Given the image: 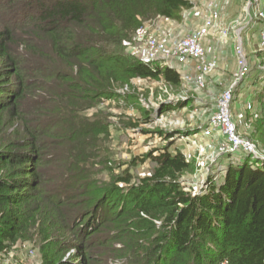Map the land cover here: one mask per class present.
Masks as SVG:
<instances>
[{"label":"trees","instance_id":"obj_1","mask_svg":"<svg viewBox=\"0 0 264 264\" xmlns=\"http://www.w3.org/2000/svg\"><path fill=\"white\" fill-rule=\"evenodd\" d=\"M8 1L9 13L23 11L0 30V255L35 239L40 264H264V159L222 153L220 178L198 192L181 181L191 161L171 145L149 154L142 177H92L90 138L109 125L83 111L104 101L138 106V78L180 85L186 69L176 60L172 69L150 65L125 47L145 22L183 19L190 0ZM255 26L253 45L264 51V21ZM247 57L243 102L233 105L234 94L231 110L248 121L246 102L261 101L264 124V69ZM17 124L25 136L4 141Z\"/></svg>","mask_w":264,"mask_h":264},{"label":"rangeland","instance_id":"obj_2","mask_svg":"<svg viewBox=\"0 0 264 264\" xmlns=\"http://www.w3.org/2000/svg\"><path fill=\"white\" fill-rule=\"evenodd\" d=\"M246 2L247 0H205L200 5L192 4L188 11L184 9V18L180 21L155 18L144 23L149 29L158 30L156 38L160 41L163 38L167 39L169 35L180 37L177 34H181L183 30L187 32L189 28L184 26V29L182 25L191 19L188 16L190 11L194 16L196 15L194 11H197V16L204 18L198 27L200 28L210 16V11L214 9L218 17L208 29L204 55L199 60L212 54L211 56L216 60V67L213 71L203 74L201 82H196L200 79L201 71L195 70L197 61H193L187 74L190 77L185 78L183 73L178 86L135 79L133 83L140 98L138 106H129L123 100L119 103L104 101L92 109L83 111L82 115L89 121L109 125V134L90 138L97 147V151L94 152L97 156L94 166L96 171H93L92 177L101 182L109 181L126 169L134 177H142L149 173L153 166L148 158L149 154L171 145L170 151L177 149L184 155L193 156L190 170L181 178V181L193 191H200L208 179L220 178L218 170L220 167L215 165V161L221 156L219 141L222 135L219 131H216L213 137L202 133L203 128L205 129L209 124L214 103L200 96L215 95L212 85L216 88V95L228 87L237 70L238 45H241L246 58H248L247 53L254 55L255 62L252 63L255 65L252 68L264 69V51L258 50L253 45L258 29L255 25H259L264 18L248 13V9L245 8ZM13 6L8 0L0 1V30L5 25H14L17 22L16 15L21 19L22 15L19 12L23 11L22 8H18L16 12H8L7 9ZM246 38L249 40L245 43ZM128 42L130 44H126L125 53L129 56H137L139 44L135 43L134 37ZM221 73L224 79L219 84L217 81ZM243 84L246 85V80L241 85ZM234 89L236 100L233 105L243 102V90L239 91L238 85ZM238 92L239 98L236 97ZM171 98L174 99V103L160 106V102L163 103L165 99L171 100ZM178 99H181V102L178 103ZM262 105L261 101L259 105L256 103V109L251 111L254 114L251 120L241 121L240 116H235V123L238 122L241 128L243 126L241 134L252 141L258 151L264 155V124L261 122L260 111ZM145 110L150 114H146ZM146 116L148 118H145ZM249 126L255 127L253 135L251 133L250 136L246 130ZM168 133H173V137L169 140L166 138ZM24 136L25 130L17 124L5 129L3 140L14 141ZM88 150L93 151V148ZM0 264H40L36 240L16 243L0 255Z\"/></svg>","mask_w":264,"mask_h":264},{"label":"built area","instance_id":"obj_3","mask_svg":"<svg viewBox=\"0 0 264 264\" xmlns=\"http://www.w3.org/2000/svg\"><path fill=\"white\" fill-rule=\"evenodd\" d=\"M245 8L248 9V13H253L256 16L264 18V0H247ZM217 17L218 13L212 9L210 11V16L205 19L204 24L200 28L194 29L192 33H184L179 35L180 37L169 35L167 39L163 38L160 41L156 38L157 29H149L146 26H142L134 35L135 43L139 44L137 55L145 63H149L150 65L159 64L161 67H168L170 69L175 65L173 59H176V61L186 69L185 78L190 77L187 74L191 68V63L197 61L195 70L198 72L201 71V76L196 82H201L203 74L213 71L216 67V60L214 57H206L201 61L199 59L204 55V41L208 29L213 26ZM223 34L225 35L224 32ZM238 46L236 59L237 70L233 75L232 81L228 84V87L216 95L213 101L214 110L210 115L209 124H207L205 129L203 128L204 131L202 130V133L209 137L215 136L216 131L221 133L222 138L219 141V152H221V154L242 150L250 154L253 158L264 159V155L258 151L255 144L238 132L235 116L231 110L235 90L234 87L236 85L240 86L249 73L247 58L243 54L241 45ZM260 46L261 49H264V29L260 32ZM140 80L145 81L143 79ZM221 82V79L217 81L219 84ZM171 100L173 99L171 98ZM255 109V101L248 100L245 104V111L251 112ZM184 156L187 161H191L193 158L192 155Z\"/></svg>","mask_w":264,"mask_h":264},{"label":"crops","instance_id":"obj_4","mask_svg":"<svg viewBox=\"0 0 264 264\" xmlns=\"http://www.w3.org/2000/svg\"><path fill=\"white\" fill-rule=\"evenodd\" d=\"M207 1H209V0H207ZM190 2L192 3V4H199L200 5V3L202 4V3H204L205 2V0H190ZM203 20H204V18H202V17H200V16H194L193 17V19H189V21H187L186 23H185V25H182V27L185 29V27H187V28H189L188 30H187V32H184V30L181 32V34H177V35H182V34H184V33H186V34H189V33H192L193 31H194V29H197L201 24H202V22H203ZM185 26V27H184ZM206 43V40L204 41V44ZM212 54H209V55H207V57L208 58H210V57H212L211 56ZM224 75H222V73H221V77H220V79L223 81V79H224V77H223ZM227 84H228V81H227ZM211 88H212V90L213 91H215L213 94H215V95H201L200 96V98H202V99H208V102L210 101V102H213L214 100H215V98H216V88H214V86L212 85L211 86ZM242 90H245V85L243 84V85H241L240 86V89H239V91H242ZM241 93V92H240ZM212 110H214V106H213V109Z\"/></svg>","mask_w":264,"mask_h":264}]
</instances>
